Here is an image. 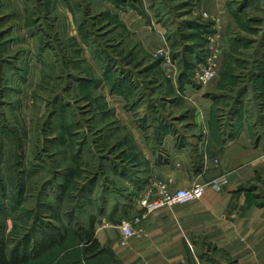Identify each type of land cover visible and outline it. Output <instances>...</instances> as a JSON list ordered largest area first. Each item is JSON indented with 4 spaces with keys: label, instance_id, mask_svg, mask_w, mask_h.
I'll list each match as a JSON object with an SVG mask.
<instances>
[{
    "label": "rangeland",
    "instance_id": "obj_1",
    "mask_svg": "<svg viewBox=\"0 0 264 264\" xmlns=\"http://www.w3.org/2000/svg\"><path fill=\"white\" fill-rule=\"evenodd\" d=\"M0 16V240L7 260L38 229L64 231L86 210H107L106 185L118 182L121 190L142 157L129 130H148L146 118L136 120L152 115L162 96L174 104L175 130L201 115V99L225 134L264 56V0H0ZM212 48L220 53L217 77L203 85L197 77ZM119 83L123 97L113 86ZM156 86L163 90L148 101ZM152 186L132 192L129 206ZM221 259L216 264H234Z\"/></svg>",
    "mask_w": 264,
    "mask_h": 264
},
{
    "label": "crops",
    "instance_id": "obj_2",
    "mask_svg": "<svg viewBox=\"0 0 264 264\" xmlns=\"http://www.w3.org/2000/svg\"><path fill=\"white\" fill-rule=\"evenodd\" d=\"M22 8L20 16L26 9ZM10 10L5 6L6 13ZM261 60L245 84L247 90L237 98L241 103H236L225 134L218 131L210 107L201 99L195 101L202 108L192 121L196 126L191 123L183 130L172 126L176 115L171 114L170 98L162 96L151 108L152 115L143 112L136 121L146 118L148 130H129L142 157L130 164L133 173L121 180V190L118 182L106 185L107 210L99 215L86 210L79 224L74 222L64 231L38 229L37 237L22 246L20 264H216L221 256L234 264H264V56ZM156 87L148 101L163 90ZM116 96L125 95L118 91ZM148 184L171 190L200 184L205 194L197 202L161 209L134 223L138 236L122 245L118 224L132 222L140 214L133 204L129 206V195L141 193ZM10 209L5 204L4 212ZM11 227L6 221V233ZM55 233L65 235L62 244L39 254L45 234ZM93 241L97 251L86 253Z\"/></svg>",
    "mask_w": 264,
    "mask_h": 264
},
{
    "label": "built area",
    "instance_id": "obj_3",
    "mask_svg": "<svg viewBox=\"0 0 264 264\" xmlns=\"http://www.w3.org/2000/svg\"><path fill=\"white\" fill-rule=\"evenodd\" d=\"M220 53L218 48L211 50L208 57L207 67L197 77V82L206 85L217 77ZM205 194V186L195 184L187 189L171 190L167 186L153 185L150 190L143 193L137 199H134V206L139 210L140 214L132 222L121 221L118 229L121 232V244L125 245L129 240L138 236L133 228L134 223L145 220L150 214L161 209L172 210L177 206H184L197 202L203 198Z\"/></svg>",
    "mask_w": 264,
    "mask_h": 264
},
{
    "label": "trees",
    "instance_id": "obj_4",
    "mask_svg": "<svg viewBox=\"0 0 264 264\" xmlns=\"http://www.w3.org/2000/svg\"><path fill=\"white\" fill-rule=\"evenodd\" d=\"M113 86H116L115 89L117 90L116 94L118 93V91H120L122 93V90H118L117 88H121V85L120 83L119 84H116V85H113ZM65 240V235L64 234H45V238H44V241L43 243L40 245L39 248V251L37 250V252L39 254L41 253H44V252H47L51 249H53L54 247L56 246H60L62 244V242ZM98 249V244L96 241H93L91 243V248L90 250H85L86 253H89V254H93L97 251ZM37 255V254H36ZM20 260V261H18ZM21 263V259H20V252H18V250H13L11 252V256H10V259L7 260L6 258V255L4 253V249H3V244L0 240V264H20Z\"/></svg>",
    "mask_w": 264,
    "mask_h": 264
}]
</instances>
